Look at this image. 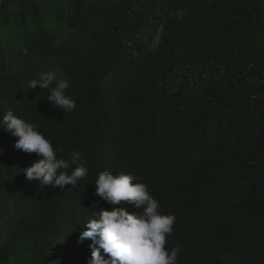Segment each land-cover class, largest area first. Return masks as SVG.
I'll return each instance as SVG.
<instances>
[{
    "label": "clouds",
    "instance_id": "obj_1",
    "mask_svg": "<svg viewBox=\"0 0 264 264\" xmlns=\"http://www.w3.org/2000/svg\"><path fill=\"white\" fill-rule=\"evenodd\" d=\"M28 2L0 0V192L15 172L56 188L62 221L36 254L23 218L6 225L0 264H264V115L232 103L221 69L175 59V25L97 34L120 47L100 54L76 0L41 20ZM249 38L253 76L264 45Z\"/></svg>",
    "mask_w": 264,
    "mask_h": 264
},
{
    "label": "trees",
    "instance_id": "obj_2",
    "mask_svg": "<svg viewBox=\"0 0 264 264\" xmlns=\"http://www.w3.org/2000/svg\"><path fill=\"white\" fill-rule=\"evenodd\" d=\"M24 6L29 11L25 18L41 20L45 10L52 8L53 0H26ZM77 5L84 6L86 34L99 42L97 34L106 37L109 33L121 41L133 39L144 34L152 35L163 26L167 33L175 25L177 27L174 48L179 49L177 60H189L196 65L197 71H209L212 67L226 73L229 88L233 93L232 103L244 112L264 115V86L257 85L258 74L264 81V61L253 76L243 75L249 60L242 59L246 49H252L253 40L264 45V0H76ZM253 1V2H252ZM253 9L257 13H253ZM14 12L6 17L10 20ZM261 15V16H260ZM257 19V20H254ZM260 22L258 25L257 23ZM130 23L127 27L124 25ZM121 30L111 33L107 28ZM248 27V28H247ZM247 28L246 30H244ZM165 41L164 45L173 44ZM250 44V45H249ZM262 53L264 46L260 45ZM99 42L96 51L100 54L111 55L115 52ZM128 51L125 52L127 54ZM246 57V54H244ZM259 53L255 55V58ZM162 59L168 57L162 53ZM263 59L260 57L258 60ZM0 71V83L3 81ZM260 80L259 82H261ZM264 131V126H263ZM10 186H4L0 194V235L5 226L23 218L24 224L34 237L22 242L29 252L35 243L33 254L41 247V231L45 226H52L62 221V215L56 208L58 190L48 186V189L35 187L25 181L22 174L15 172ZM15 207L20 208L17 210ZM73 211H79L77 204H72ZM64 219V216H63ZM67 249V246H65ZM59 247L48 256L55 257ZM34 264L31 256L27 259ZM14 264L17 262L14 260Z\"/></svg>",
    "mask_w": 264,
    "mask_h": 264
}]
</instances>
